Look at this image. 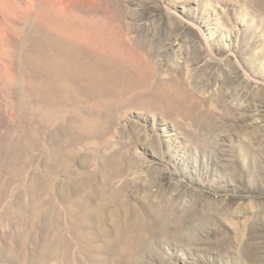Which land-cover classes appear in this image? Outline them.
Instances as JSON below:
<instances>
[{"label":"rangeland","instance_id":"obj_1","mask_svg":"<svg viewBox=\"0 0 264 264\" xmlns=\"http://www.w3.org/2000/svg\"><path fill=\"white\" fill-rule=\"evenodd\" d=\"M80 21L122 73L47 121L4 72ZM0 34V264H264V0H0Z\"/></svg>","mask_w":264,"mask_h":264},{"label":"bare ground","instance_id":"obj_2","mask_svg":"<svg viewBox=\"0 0 264 264\" xmlns=\"http://www.w3.org/2000/svg\"><path fill=\"white\" fill-rule=\"evenodd\" d=\"M45 22L47 23V21ZM80 22L81 26L74 29H70V27L68 32H59L56 35L54 32L45 30L44 34L35 35L30 43L23 41L17 47L16 53H18V58L24 68L21 71L5 69L4 72L5 81H3L8 85L15 86L23 92L30 90L41 97L42 102L39 104L45 106L43 113L47 121L55 119L64 112V107L60 103L51 104L50 100L55 98L59 100V97L62 99L65 96L66 101L69 98L70 100L75 99L74 97L85 90L87 86L107 84L117 74L122 73L120 65L125 61V56L121 49L107 37L94 33L93 30L90 31L92 28L89 30L85 24L83 25V22ZM23 106L25 107V105ZM12 142L15 145L19 141L16 138V141Z\"/></svg>","mask_w":264,"mask_h":264}]
</instances>
